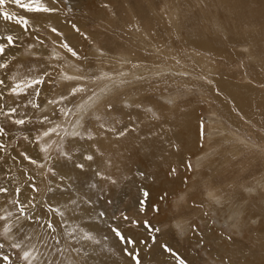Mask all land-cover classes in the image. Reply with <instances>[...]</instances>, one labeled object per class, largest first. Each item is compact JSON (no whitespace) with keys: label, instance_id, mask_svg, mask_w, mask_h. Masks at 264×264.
I'll use <instances>...</instances> for the list:
<instances>
[{"label":"rangeland","instance_id":"obj_1","mask_svg":"<svg viewBox=\"0 0 264 264\" xmlns=\"http://www.w3.org/2000/svg\"><path fill=\"white\" fill-rule=\"evenodd\" d=\"M31 3L54 11H27L12 0L0 4V43L7 45V36L15 41L0 55V64L6 65L0 68V80H5L0 87V187L8 189L0 193V264H264V159L258 153L262 147L257 149L264 144V0ZM96 10L103 16H94ZM5 12L13 19H5ZM167 12L176 21H162ZM133 14L152 37L143 38L145 44L138 40ZM17 17L27 23H17ZM94 34L98 37L93 41ZM139 43H154L151 54ZM93 47L96 52L89 51ZM135 57L155 65H141ZM69 61H78L77 69ZM88 67L91 72H84ZM45 71L50 76L35 86L39 95L32 88L19 95L10 91ZM128 75L141 79L128 90L110 91L121 88ZM168 76L166 83H159ZM222 79L233 86L224 88ZM109 81L114 82L107 85ZM250 82L257 90L247 87L245 97L234 95ZM78 87L86 91L71 95ZM142 88L144 104L128 102L129 94ZM169 89L170 95H164ZM100 93L105 95L95 101ZM186 101L193 105L194 117H187L195 118L191 131L197 129V142L189 155H178L182 161L169 159L170 152L160 153L157 147L141 154L136 147L134 157L121 147V139H129L124 129L128 120L136 121L135 109L158 120L161 112L166 114L174 128L165 126L169 136L179 130ZM247 105L253 116L242 112ZM61 108L70 114L64 116ZM45 116L49 121L41 124ZM19 119L25 124H16ZM50 128L57 130L43 136ZM74 131L81 136L70 135ZM121 131L124 136L118 135ZM96 136L108 138L100 143ZM218 141L223 142L221 149ZM27 142L33 156L20 148ZM87 147L93 156L89 165L83 155ZM177 149L181 147L172 150ZM157 164L162 166L149 176ZM29 198L35 206L24 215L41 217V224L50 219L55 231L46 224L40 227L35 219L17 224L21 204ZM113 229L134 243L122 242ZM207 242L220 245L215 247L223 251V259L209 253ZM15 243L20 248L12 247Z\"/></svg>","mask_w":264,"mask_h":264},{"label":"bare ground","instance_id":"obj_2","mask_svg":"<svg viewBox=\"0 0 264 264\" xmlns=\"http://www.w3.org/2000/svg\"><path fill=\"white\" fill-rule=\"evenodd\" d=\"M97 9V8H96ZM152 10H153V12H155L156 13V11L154 10V8H152ZM93 12H94V9H93ZM171 12V11H170ZM99 15H101V16H103V14L101 13V12H98L97 10L95 11V13H94V16H97L98 14ZM239 13H240V11H239ZM97 14V15H96ZM140 14V13H139ZM98 15V16H99ZM138 14H133L132 15V17H133V19L132 20H135L137 23V25H135L137 28H138V33H139V35H140V38L138 39L139 40V42H141V43H143V44H145L144 42H143V38H147V39H149L150 37L148 36L149 35V33L147 32V30H148V28H146V32H145V30H144V26L142 25V24H144L143 22H139V20H138V18L140 19V17H139V15L137 16ZM162 15H164V17H161V19H162V21H164L165 20V22L167 21L168 23H172V22H174V21H176L175 19H172V16H170V13H166V15L163 13ZM120 18V17H119ZM122 21H123V19H122ZM146 22V21H145ZM142 25V27H140L141 25ZM147 26L148 25H150V24H146ZM145 25V26H146ZM97 37H98V34H94V38H93V41H94V39H97ZM152 38V37H151ZM202 39V38H201ZM146 40V39H145ZM144 40V41H145ZM149 41V40H148ZM151 41V40H150ZM155 41V40H154ZM199 42H202V41H200V40H198ZM157 43V42H156ZM140 44V43H139ZM151 45H154V43H151V44H148V48L147 47H144L143 45H141L140 44V46L142 47V48H145V49H148V51H146V53L145 54H147V55H150L151 54V52H150V48H151ZM159 46V45H158ZM167 46V45H166ZM205 47L207 48H209L213 53L214 52H216L215 51V49L212 47V46H210L209 44H207V45H205ZM160 48V47H159ZM207 48V49H208ZM98 48H96V47H93L92 49H90L89 51H94V52H96V50H97ZM162 50V49H161ZM163 51V50H162ZM94 55H96L97 56V53H95ZM105 56H107V57H110L109 55H107V54H104ZM169 56H171V55H169ZM125 57V56H124ZM110 58H113V57H110ZM139 60L140 62H142L143 64H141V65H146V66H152V65H155V64H153L152 62H144L143 61V59H138V58H133V60ZM77 62L78 61H75V62H73V61H69L68 62V64H71V65H74V66H72V68H74V69H77ZM79 64V63H78ZM137 64V62L135 61V62H133V64H130V65H136ZM140 64V63H139ZM112 68V67H111ZM84 72H91V68L90 67H88V68H86V70H83ZM131 71V70H130ZM151 71H153L154 72V69L153 68H151ZM135 73H130L129 75H130V77L131 76H133ZM129 75L128 76H126V79L122 82V83H124V85H122V87L121 88H119V89H115V87L114 88H112V89H110V91H112V92H119L120 90H122V89H127L128 90V88L129 87H133L136 83H138L139 81H140V79H141V77H137V78H134V77H132V79L129 77ZM151 76V74H149V75H144V76H142V77H147V79H148V77H150ZM221 79V78H220ZM163 80V81H162ZM169 80V76L168 77H166V78H163V79H161V80H159V83H161L160 81H162L163 83L165 82H167ZM114 81H109L108 82V84L107 85H109V84H111V83H113ZM252 82V81H251ZM247 83V84H243V85H241L240 87H241V89L237 92V93H235L234 95H238V96H241V97H245L246 96V93H247V87L248 88H252V89H255V90H257L256 88H253V84L252 83ZM116 84V83H115ZM119 84V83H118ZM233 84L234 83H230V82H227V81H225V80H223L222 79V81H221V86H223L224 88H227V87H232L233 86ZM187 86V85H186ZM41 88H43V90L42 91H44V86H41ZM167 89H168V87H167ZM171 90H173V89H169V90H167L165 93H164V95H170V91ZM231 91H234V92H236L235 90H233V88H231L230 89ZM206 90L205 89H203L202 90V93H204ZM144 93H145V90L142 88V89H138L137 91H132L130 94H129V96H128V98H126V99H128V102H131V103H133V102H138V103H141V104H144V98H145V95H144ZM209 93H210V91H209ZM103 95H105L104 93H100V95L99 96H95V101H97L99 98H102V97H100V96H103ZM140 95H143L142 97H139ZM110 96H112V93H110ZM3 97V96H2ZM55 97H56V95H55ZM210 99V98H209ZM211 100V99H210ZM240 104V103H239ZM241 105H243V104H241ZM98 106V105H97ZM182 106H183V113L181 114L182 115V120H181V125H180V127L178 128L179 130H177V133L176 132H174V133H171L169 136H166L165 135V131H164V128H165V126H169L170 128H171V131H174V128L172 127V126H170L169 125V123L167 122V119H166V114H164V113H160L159 115H161V118H160V120H158L156 117L155 118H152V117H150V118H148V117H144L143 116V111H146V110H143L142 112L140 111V110H137V109H135L134 110V114H135V117H134V119L136 120L135 122L134 121H132L133 119H131V120H128V113H127V115H125V116H123L124 118H125V122H127V120L130 122V125L129 126H126L124 129H126V130H128V131H126V133H128L127 135L129 136V139H124V138H122L121 139V147H123V148H125V149H127V150H129V151H131V154H132V156L134 157L135 155H136V147H137V150H138V152L141 154V153H152L153 152V147H157V149H158V151L160 152V153H162V151H165V152H167V150L170 152V157H169V159H171V158H176L178 161H182V158H180V157H178V155H180V156H182V155H185V156H187V155H189L190 153H191V150L190 149H192L194 146H195V144H196V142H197V138L196 137H194V136H197V129H192V131H191V128L194 126L192 123H195V118L194 119H192V118H189V117H187V116H192V117H194V109H193V105H191V104H189L187 101L186 102H184L183 104H182ZM220 106H223L222 104L220 105ZM244 106V105H243ZM225 107V106H224ZM239 108H241L240 107V105H239ZM246 108H247V110H244V111H242L246 116H253V114H252V110H253V108L251 107V106H246ZM231 109H229V110H227V111H230ZM226 111V112H227ZM224 112H225V110H224ZM231 112V111H230ZM228 113V112H227ZM175 114H179V113H177V112H175ZM181 115H179V117L181 118ZM175 116V115H174ZM224 117H225V115H224ZM229 118V117H228ZM116 122H118L117 120H116ZM226 123V122H225ZM159 126L162 128H160L159 129ZM93 128L95 129L96 128V125H93ZM166 129V128H165ZM134 130V131H133ZM133 131V132H132ZM163 131V132H162ZM228 131V130H227ZM150 133H153V135L152 134H150ZM164 135V136H163ZM142 136L143 137H145V138H142ZM162 137V138H161ZM102 138V136H96L94 139L95 140H97V141H99L100 143H103V141L105 140V139H107L108 138V136L106 137L105 136V138H104V140H102L101 139ZM161 138V139H160ZM199 138H201L200 136H199ZM160 139V140H159ZM159 141H160V143H159ZM105 144H108V145H110L108 142H104ZM112 143H113V141H112ZM218 143H219V147H220V149L222 148V144H223V142L221 143L220 141H218ZM242 143V142H241ZM20 148H23V150H25L26 152H27V154L29 155V156H33L34 155V152H30V150L33 148L32 147V145H31V142H27V143H20ZM178 146H180L181 147V150H179V149H177V150H172V149H175V147H178ZM261 146V144L260 145H258V147H257V149L259 148ZM89 150H91L90 149V147H87L85 150H84V153H83V155H88V152H89ZM258 153H259V155H260V151H259V149H258ZM182 154V155H181ZM261 154H263V152H261ZM160 157H161V155H160ZM260 157H262L263 159H264V154H263V156H261L260 155ZM80 160V159H79ZM159 160V162L160 161H162L160 158L158 159ZM209 159H207L206 161H208ZM81 161V160H80ZM83 161H84V159H83ZM232 161V160H231ZM85 163V162H84ZM89 163H91L90 161L88 162V164H87V162L85 163V164H87V165H89ZM159 166H162V165H160V164H157V165H155V168H154V170H151V171H153V173H151V174H148L149 176L150 175H154L155 174V170L157 169V167H159ZM235 166V165H234ZM163 167L165 168V165H163ZM216 168H217V166H216ZM231 170V169H230ZM240 170V169H239ZM234 173H238V172H234ZM63 175H60L59 174V177L61 178ZM162 177L164 178V174L162 175ZM63 178H65V177H63ZM59 179V178H58ZM66 179V178H65ZM158 178L156 177V180H157ZM60 180V179H59ZM163 184H165V182H163ZM250 184H252V183H250ZM250 184H248V185H250ZM147 185V184H146ZM247 186V185H246ZM155 189L156 188H154V189H152V191H154L155 192ZM147 190V189H146ZM239 190V188L237 187V189L235 190V191H238ZM125 191V190H124ZM235 191H233L232 189H231V192L232 193H234ZM130 196H132L133 197V195L132 194H129V197ZM156 196V195H155ZM212 202V201H211ZM195 230V229H194ZM194 231H192V233H193ZM208 244L210 245V244H212V243H210V242H208ZM215 246H220V245H218V244H216ZM246 247V246H245ZM210 248L211 247H207V249L209 250V253H214V257L215 258H218V259H220V258H222L223 259V251H221V250H219V249H217L216 247H215V249L214 250H212V248H211V250H210ZM91 252V251H90ZM153 255V254H152ZM225 256V255H224ZM224 259H227V258H225L224 257ZM230 261H231V259H229ZM168 261V260H167ZM236 261V260H235ZM93 262V261H92ZM160 264H163V263H160ZM165 264V263H164Z\"/></svg>","mask_w":264,"mask_h":264},{"label":"snow or ice","instance_id":"obj_3","mask_svg":"<svg viewBox=\"0 0 264 264\" xmlns=\"http://www.w3.org/2000/svg\"><path fill=\"white\" fill-rule=\"evenodd\" d=\"M4 2H5V0H0V4H3ZM12 2L15 3V4H17L21 9H26L27 11H43V12L54 11V9H49L47 7L40 8V7L37 6V7L33 8L32 3H31V0L27 4L26 3H23L22 0H12ZM3 16L7 20H12L13 19V17L10 14L6 13V12L3 13ZM16 20H17V23H20L22 25H25L27 23V21H26L25 18L17 17ZM52 31L53 32H56L57 30L54 28V29H52ZM6 39H7V45H5L3 43H0V55H3V53L5 51V48L7 46L14 45V43H15V41H14V39H13L12 36H7ZM63 46L65 48H67L68 49V52H70L73 56H77L78 55L77 52H76V50L74 48L69 47L67 44H65ZM4 67H6V65L0 64V68H4ZM49 76H50V74L47 71H45L43 73V75H41L39 78L32 79V81H31L30 84L26 82L23 88H21L19 85H16L15 87H12L10 89V91L13 94L19 95L20 92H24V91H26V89L32 88L33 91L35 92V94L36 95H39L41 90L39 88L35 87V86L36 85H39V84L45 83L46 82L45 77H49ZM4 85H5V80H0V87H3ZM84 91H86L85 88H80V87L74 88V89H72L71 95L75 96V94L77 92H84ZM62 99H66V97H62ZM49 103H53V101H49ZM34 107H38V105H34ZM109 107H111V106L109 105ZM15 111H16L15 108L10 109V112L11 113H14ZM59 111L64 116H68L70 114V112L68 110H65L64 108L59 109ZM6 115H7V113H6ZM48 121H49V117L48 116H45L43 118V121H41V124H43L45 122H48ZM15 123L16 124H19V125H24L25 124V120H23V119L15 120ZM81 126H83V125L81 124ZM56 130H57L56 128H50L47 131H44L42 135L43 136H48L49 133L55 132ZM111 131L114 132L115 129L113 128V129H111ZM3 134H4V129L3 128H0V135H3ZM124 134H125V132H123V131H121V132L118 133L119 136H124ZM70 135L79 137V136H81V133L79 131H74L73 133H70ZM91 138H92L91 137V134H89V139H91ZM36 139L37 140H40L41 137L40 136H37ZM3 147H4V145L3 144H0V148H3ZM24 155H25V158L30 159L31 163H33V164L36 163V160L35 159H32L31 157H27L26 154H24ZM62 155H63V153H62ZM84 159L87 160V161H92L93 160V156L92 155H86L84 157ZM78 167L81 168V169H83L85 167V165L83 163H81V164L78 165ZM54 171H55L54 168H50L49 169V172H54ZM32 189H33V191L36 190L35 185H32ZM15 191H16V193H20L21 190L19 188H17V189H15ZM7 192H8V189L7 188L0 187V193H7ZM145 195H147V193H145ZM82 202L87 203L88 201H82ZM14 203H20V201L19 200H16V201H14ZM72 203L73 204H76L77 201L73 200ZM34 206L35 205L33 204L32 198H29L28 199L27 204H21L20 212H21L22 215L16 218L17 224L19 225L21 222H29V221L35 219L36 222H37V224H39L40 227H44L45 224H46V227L48 229H52L53 231H55V228L53 227V222L50 219L47 220V221H45L44 224H41L40 223L41 217L37 216V217L34 218L31 214L24 215V212H25V209L26 208H31V207H34ZM50 210H51V207H50ZM60 215L62 216L63 213H60ZM100 215H104V213H101ZM125 219H127V217H125ZM144 223H145V225L149 229L151 228V226L147 224V221H145ZM18 231L20 233H23V228H19ZM113 231H114L115 235L117 237H119V239L122 242L134 243V241H131L130 239L127 240V241H125V237L119 232L118 229H113ZM0 247H3V245H0ZM12 247H14V248H20V244L19 243H15V244L12 245ZM163 247L165 248L166 251H169V252L172 251L170 248L167 247V245H164ZM125 251H127V249H125ZM23 255H24V258L27 259L28 256H29V252L25 251L23 253ZM2 259L7 260L8 257L5 256V257H2ZM49 264H53V262H49ZM137 264H139V260H137ZM182 264H183V262H182Z\"/></svg>","mask_w":264,"mask_h":264},{"label":"flooded vegetation","instance_id":"obj_4","mask_svg":"<svg viewBox=\"0 0 264 264\" xmlns=\"http://www.w3.org/2000/svg\"><path fill=\"white\" fill-rule=\"evenodd\" d=\"M260 147H262V150L264 151V144H261V146ZM259 147V148H260ZM261 149H259V151H260V155L261 156H263V154H264V152L262 151ZM261 152H263V154H261ZM208 243V242H207ZM211 243V242H210ZM211 245H213V243L212 244H210L209 246H207V247H211L212 248V246ZM214 247H215V245H213ZM211 255H213V257H214V253H210ZM245 254V256L247 257V255H246V253H244ZM230 259V258H229ZM237 259H238V256H237ZM162 263H163V261H162Z\"/></svg>","mask_w":264,"mask_h":264}]
</instances>
